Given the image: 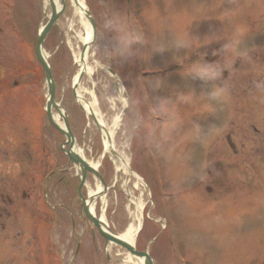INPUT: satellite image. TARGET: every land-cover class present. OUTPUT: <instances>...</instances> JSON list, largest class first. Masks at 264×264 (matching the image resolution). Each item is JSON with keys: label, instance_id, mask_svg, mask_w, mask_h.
Instances as JSON below:
<instances>
[{"label": "rangeland", "instance_id": "1", "mask_svg": "<svg viewBox=\"0 0 264 264\" xmlns=\"http://www.w3.org/2000/svg\"><path fill=\"white\" fill-rule=\"evenodd\" d=\"M7 1L0 0V264H125L129 254L116 245L104 252L76 192L71 199L66 175L77 188L76 167L60 174L65 185L43 186L53 167L41 151L53 141L39 136L47 86L33 47L1 11L30 7ZM135 1L137 14L132 0H84L99 30L77 92L95 101L104 123L119 117L114 147L142 181L102 160V133L77 105L72 84L86 31L70 0L45 38L56 101L108 188L93 211L120 234L140 206L135 245L155 264H264V111L255 86L264 74V0ZM34 12L38 30L42 0ZM51 134L57 148L64 140ZM87 179L85 196L99 185Z\"/></svg>", "mask_w": 264, "mask_h": 264}, {"label": "bare ground", "instance_id": "2", "mask_svg": "<svg viewBox=\"0 0 264 264\" xmlns=\"http://www.w3.org/2000/svg\"><path fill=\"white\" fill-rule=\"evenodd\" d=\"M73 1V0H72ZM53 3L55 5H58V0H53ZM51 3H45L46 8L48 9ZM73 5L75 8V16H78L82 21H83V17L85 14V10H86V5L84 3L83 0H74L73 1ZM84 22V26H85V31L86 34L84 37H80V42L81 44H83L84 46V50L82 51V53L79 55V57H76V62L78 64L79 67V71L78 73L85 72V73H89L90 72V66L88 65V58H89V50L91 47V39H92V35H91V30L88 27V24ZM45 57L46 54L44 53ZM47 59V58H45ZM78 78V75L75 76L74 81H76V79ZM120 92V91H119ZM77 100L78 102L82 105L83 110L85 112V114L87 116H92L95 119L96 124L99 126L101 132H102V139H103V145H104V149L105 152H107L108 154H110L113 158V162L115 165V169L117 171H127V160L124 158V156L119 153L116 148L114 147L113 144V133L114 130L118 127V123H119V117H115L111 123V125H108L106 123H104L100 112L96 109V103L95 101L89 102L87 100H85L78 92H77ZM55 121L58 122V118L56 115H54ZM76 152L79 154V156L81 158H83V160L86 161L87 164H89L90 162H88L84 156V152L81 149H76ZM89 165H93V164H89ZM93 167L96 169L97 167L95 165H93ZM77 169L80 170V166H77ZM102 188L97 184L95 190H90L89 191V195L91 196L90 200H91V204L89 203V208L91 210V212L94 213L93 208L96 202V198H97V194L101 193ZM141 207L140 206H136V211L134 214L135 215V219L133 221H131V223L128 225V227L124 230V232L119 234V238L123 239L125 241H127L128 243L133 244L136 240L138 231L140 230L141 227ZM100 220L104 221V224H108L106 222L105 219H103V217H100ZM105 229V227H103ZM142 259H133L131 256H128V258L124 261L125 264H142Z\"/></svg>", "mask_w": 264, "mask_h": 264}, {"label": "water", "instance_id": "3", "mask_svg": "<svg viewBox=\"0 0 264 264\" xmlns=\"http://www.w3.org/2000/svg\"><path fill=\"white\" fill-rule=\"evenodd\" d=\"M62 8H63V0H60ZM61 13V11H57L56 7L54 5H52V14L51 17L49 18L47 24L45 25V27L41 30V32L38 35V40H37V47H36V56L38 61L40 62V64L43 67V70L45 72V83L48 87V97H47V102H46V111H47V117L49 119V122L60 132L62 133L65 138H66V143L65 144H69L70 145V150L68 151V155L70 160L75 164V165H79L80 169H81V173H82V184L85 180L86 177V172L89 171L91 172L93 175H95L99 181L101 182V184L104 187V192H105V185L103 182V179L101 178V176L97 173V171H95L94 169H92L91 167H89L87 165V163L80 158L77 154L72 152V148L75 145V141L73 138V135L70 131L69 128V124L67 121V117L65 114H61L59 107L56 105L55 101H54V92H55V85L54 82L52 80V76H51V68L49 65V62L47 59L44 58L43 56V52H42V45H43V41L45 38L46 33L48 32L49 28L54 24L55 20L58 18L59 14ZM86 18L88 19L90 25L92 26V28H94V20L93 18L89 15V13L86 14ZM82 77V73H80L78 81H80ZM52 108H55L58 113L61 115L62 120H63V125H64V129L59 127L58 125H56L54 123V121L52 120L51 117V112H52ZM83 210L84 213L86 215V217L89 219V221L95 225L97 227V229L99 230V233L101 234V236L105 239V244L108 245L110 242L117 244L119 246H122L123 248H125L126 250H128L133 256L137 257V258H142L143 259V264H153L152 259L150 258V256L148 255L147 252H138L135 250V248L131 245H129L127 242L123 241L122 239L117 238L116 236H114L113 234H111L108 230H103L101 227V222L99 220H97L89 211L88 209V205L87 202L83 199Z\"/></svg>", "mask_w": 264, "mask_h": 264}, {"label": "flooded vegetation", "instance_id": "4", "mask_svg": "<svg viewBox=\"0 0 264 264\" xmlns=\"http://www.w3.org/2000/svg\"><path fill=\"white\" fill-rule=\"evenodd\" d=\"M263 105H264V102H263ZM33 148H35V151H36L35 154L37 155V145L34 146ZM51 153L52 154H51L50 158H48L47 160H48V162H52L54 160V163H55V166H56L57 164H56L55 160L57 159V153H55V152H51ZM21 155L25 157V155H23L22 152H21ZM26 156H28V159L30 160V158H29V156H30L29 152L26 154ZM71 176L72 175H70L69 177H71ZM66 177H67V175H66ZM62 180H63V177L61 176L59 178V181H62Z\"/></svg>", "mask_w": 264, "mask_h": 264}]
</instances>
